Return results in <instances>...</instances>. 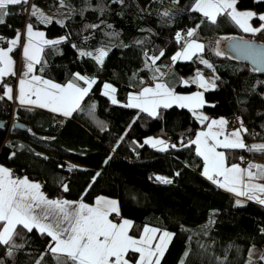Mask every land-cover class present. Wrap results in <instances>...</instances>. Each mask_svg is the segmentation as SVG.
<instances>
[{
  "label": "trees",
  "instance_id": "obj_1",
  "mask_svg": "<svg viewBox=\"0 0 264 264\" xmlns=\"http://www.w3.org/2000/svg\"><path fill=\"white\" fill-rule=\"evenodd\" d=\"M29 1L8 6L9 14L0 24V46H9L7 40L22 33L30 22L47 37L66 38L55 48L45 47L42 63L34 66L38 76L65 85L73 81L74 73H80L96 83L80 109L60 123L57 119L61 115L49 110L19 104L12 107L16 98L13 95L11 102L3 93L6 84L0 83V119L13 112L15 121L27 126L11 127L8 132L0 129V163L20 176L39 181L51 196L58 189L62 198L69 200L93 203L97 196L117 199L121 217L132 222L129 232L133 237H139L145 226L173 233L160 264H264V205L239 200L242 206H238L237 197L202 175L203 163L195 145L183 146L204 123L187 108L176 105L158 109L156 118L123 106L129 94L139 91L146 80H155V68L168 65L170 55L184 47L188 29L195 28L194 39L204 44V50L191 59L176 61L173 67L182 75L198 68L215 76V88L203 91L205 105L201 109L206 116L244 121L246 145L264 140V74L228 54L216 55L218 37L245 32L227 16L219 17L216 25L208 23L199 12L190 10L195 0H64L65 6L59 0H32L31 5ZM33 4L69 14H57L52 23L44 24L30 15ZM236 9L264 13V0H237ZM163 12L169 15L163 17ZM58 20L64 21L63 27ZM95 24L100 27L85 29V25ZM177 33L184 37L179 43ZM245 34L247 39L264 42V32ZM99 46L110 49L102 66L79 55ZM18 48L12 53L17 54ZM161 51L164 55L156 65L146 67V63L151 65L148 57L159 56ZM77 83L85 86L82 81ZM106 83L116 89L117 104L103 95ZM177 89L188 93L198 87L188 83ZM93 105L95 111L90 114ZM149 135L164 140L171 137L168 150L158 151L145 144L143 139ZM224 151L228 163L244 157L264 163L261 151ZM159 175L173 182L160 183L155 179ZM26 240L16 238L24 247L12 257L7 255V247L0 245V264H35L50 237L33 230L26 233ZM260 245V255L250 257V246ZM134 255L130 252L128 257ZM45 259L47 264H56L50 254Z\"/></svg>",
  "mask_w": 264,
  "mask_h": 264
},
{
  "label": "snow or ice",
  "instance_id": "obj_2",
  "mask_svg": "<svg viewBox=\"0 0 264 264\" xmlns=\"http://www.w3.org/2000/svg\"><path fill=\"white\" fill-rule=\"evenodd\" d=\"M59 2L61 6H65L64 0H59ZM119 2L122 3L123 0H119ZM236 2L237 0H195L190 10L199 12L208 23L213 25L218 24L219 17L227 16L246 33L255 35L257 32H264V24L260 28H254L249 24V21L257 14L251 11H237ZM27 3L28 0H0V24L5 22L4 17L9 14L8 6L26 5ZM30 14L37 17L41 23L53 22L51 18L44 16L36 5H32ZM161 15L167 17L169 13L163 12ZM258 19L264 21V15H259ZM56 23L64 26L62 20H58ZM99 27V24L85 25V29L95 30ZM199 27L197 25V28ZM25 34L27 40L21 46L26 62V71L23 73V78L19 80L16 98L20 105L44 108L66 118L71 117L74 112L80 109L81 102L89 94L96 80L80 73H74L73 81L61 86L37 75L30 76L34 71V66L42 63L41 54L45 47L55 48L66 38L46 39L44 33L34 31L31 24L26 26ZM195 36V28L187 31L188 39L182 51L172 57L174 63L179 59H191L192 56L204 50V44L197 42L194 39ZM2 39L0 37V40ZM176 39L179 43L184 37L177 33ZM20 40L21 33L17 32L14 38L8 40L7 50L0 49V80L5 76L16 75L13 71L14 61L9 54L20 44ZM235 47L242 55L251 58L253 63H264V51L256 49L255 46L242 44ZM109 50L101 47L95 52L80 51L79 55L91 57L98 65L102 66ZM163 55L164 52L161 51L159 56H149L148 60L151 61V65L146 63V67L155 66L156 61ZM216 55L219 56L222 53L217 51ZM202 62L207 67H211L207 61ZM155 72L159 74L158 67L155 68ZM161 78L162 74L154 76L156 80ZM79 81H82L86 87L80 86L77 83ZM194 82L205 91L215 88L214 82L205 81L199 75ZM104 89L103 95L108 96L113 104H117L118 101L114 95L116 89L107 83L104 84ZM12 93V87L5 85L4 94L9 99L13 98ZM173 104L193 112L201 123L209 119L197 111L205 105L203 93L197 92L190 96L176 95L171 88L160 82L155 83L154 87L143 88L138 94H129L128 103L123 106L137 108L140 112L156 118L159 115L158 109L169 108ZM94 111L95 106L93 105L90 114ZM226 123L223 119L211 120L207 124L206 131L197 133L194 140L183 146L188 147L190 144L196 146V155L201 157L204 162L202 175L213 184L237 197H246L250 201L264 205V184L256 183L257 180L264 179V166L249 163L247 168H241L235 164L229 167L226 164L225 153L217 151V148H224L264 152V145L251 147L246 145L241 138V133L247 132L243 126L225 134L223 129ZM220 136H223L224 139H219ZM144 143L158 151H167L170 147L159 139L149 138ZM171 147L175 148L176 145H171ZM155 179L163 184L173 182L171 179L161 176H157ZM63 189L68 191L67 185H64ZM237 205L242 206L239 200ZM113 214L120 216L116 200L98 197L94 205L90 206L82 200L72 203L67 200L49 199L41 191L39 183L31 182L27 177L14 178L10 169L0 166V245L7 247L9 257L14 256L17 249L24 247V244L15 242L16 238L27 243L26 233H32L35 230L41 236L50 237L45 251L39 254L35 264H47L45 257L48 254L52 256L56 264H129L126 257L130 252L139 254L136 264H160L174 234L145 226L142 234L136 238L129 235V231L133 227L132 222L128 219L114 222L109 218ZM209 223H214V221ZM261 259H264V256ZM181 264L184 262L182 261Z\"/></svg>",
  "mask_w": 264,
  "mask_h": 264
},
{
  "label": "crops",
  "instance_id": "obj_3",
  "mask_svg": "<svg viewBox=\"0 0 264 264\" xmlns=\"http://www.w3.org/2000/svg\"><path fill=\"white\" fill-rule=\"evenodd\" d=\"M41 7V9H43L45 6H40ZM43 11V10H42ZM64 13V12H63ZM65 14H69L68 13V11H65ZM65 14H63V15H65ZM55 15H57V14H52L51 16H49L50 18H52V17H54ZM30 24V23H29ZM32 25V24H31ZM27 26V25H26ZM26 26H25V28H24V30H23V34L21 33V40H20V44L18 45L19 46V48H18V50H17V54L16 53H10L9 55L11 56V58L13 59V61H14V67H13V71L16 73V76H17V82H16V85H17V87H16V89H15V92L13 91V93H12V95H14L15 96V98L18 96V89H19V80L21 79V78H23V73L26 71V68H25V60H24V58H23V55H22V52H23V49H22V44H24V43H26ZM33 28H34V31H38V32H41L40 30H38L37 28H35L34 27V25H33ZM20 33V32H19ZM45 36V35H44ZM14 38V37H13ZM45 38L46 39H49V40H51L50 38H48L47 36H45ZM7 47L8 46H0V49H4V50H7ZM158 67V66H157ZM156 67V68H157ZM193 73V72H192ZM33 75H37L38 76V74L37 73H35L34 71H33V73H32ZM159 74H162V78L161 79H159V80H150L151 81V83H149V84H144V86H142L140 89H139V91H136V92H134V94H138L143 88H145V87H154L155 86V83H157V82H160V83H164V84H166L169 88H171L174 92H175V94L176 95H181V96H190V95H194V93H193V91L192 92H188V93H186V92H182V91H179L178 89H177V86L178 85H187V84H182V82L184 81V77H185V82H187V75H183L184 77H182L181 75L182 74H179L176 70H175V68L174 67H172V66H170V63H169V65H165V66H161L160 68H159ZM159 74H157V75H159ZM191 74V73H190ZM6 77V76H5ZM4 77V78H5ZM4 78L2 79V80H0V83L4 80ZM49 81H51V80H49ZM68 82H70V81H68ZM191 83V82H190ZM59 84V83H58ZM194 84V83H193ZM60 85L61 86H63L61 83H60ZM81 86V85H80ZM82 87H86V85L85 86H82ZM5 92V85H4V88H3V93ZM195 92H201V93H203V90H198V91H195ZM196 94V93H195ZM13 96V97H14ZM33 99H35V97H33ZM16 102H17V104H19L20 105V103H19V101H18V99L16 98ZM82 103V102H81ZM23 106H26V105H23ZM28 106H31V105H28ZM32 107H35V106H32ZM44 109V108H43ZM45 110H47V109H45ZM48 111V110H47ZM197 111H199V114H202V115H204V116H206V114H205V112L203 111V109H198ZM51 112V111H50ZM52 113H54V112H52ZM54 114H57L58 116L60 115V114H58V113H54ZM62 116V115H61ZM220 119H223V120H225L226 122H227V119L226 118H224L223 116H221V117H210V119H208L207 121H204L203 123V125H201L199 128H198V132L197 133H199V132H203V131H206L207 130V124L211 121V120H220ZM214 130H218V129H214ZM233 130H237V129H233ZM233 130H231V131H228V129H226V125L224 126V129H223V131H224V133L225 134H229V133H231ZM197 133H196V135H197ZM242 134H243V132L241 133V138H242V140H243V142L245 143V140L243 139V137H242ZM196 135L194 136V138L192 139V140H194L195 138H196ZM145 139V138H144ZM158 139V138H157ZM219 139H224V137L223 136H220L219 137ZM160 140V139H159ZM161 140H163L164 142H165V140L164 139H162L161 138ZM253 142H255V141H253ZM166 143V142H165ZM209 143H211V141H209ZM251 143V142H250ZM248 144V146L249 147H251V144ZM195 150H196V146H195ZM217 151H220V152H224L225 153V151H224V148H217ZM225 158H226V153H225ZM202 159V158H201ZM244 160L243 161H245V163H243L241 160L240 161H236V162H234V163H228V161H226V164H227V166H231V165H239L241 168H247V166H248V164L249 163H252V164H257V165H260L259 163H254L252 160L253 159H251V158H249V157H244L243 158ZM255 161V160H254ZM258 162H260V161H258ZM202 163H203V165H202V169H201V173L203 172V167H204V162H203V159H202ZM261 165L262 166H264V163H262L261 162ZM0 166H3V167H5L4 165H2L1 163H0ZM7 168V167H6ZM9 169V168H8ZM253 171H255V169H253ZM23 177H27V176H25V175H21L19 178H23ZM28 178V177H27ZM29 179V178H28ZM29 181H31V182H36V183H39L40 185H41V183L39 182V181H36V180H34V179H32V178H30L29 179ZM256 183H260V184H264V179H261V180H257L256 181ZM224 190V189H223ZM41 191L44 193V195L47 197V198H49V199H53V200H56V199H59V200H67V201H69V202H72V203H76V202H80L81 200H79V199H74V200H69V199H66L65 197H60V198H58V197H54V196H51L48 192H46V190H44L43 188H42V185H41ZM230 193V192H229ZM231 194H233V193H231ZM234 195V194H233ZM235 196V195H234ZM98 197H105V196H97L96 198H95V201H96V199L98 198ZM235 197H237V196H235ZM105 198H108V199H112V198H110V197H105ZM238 198V200H241V201H250V200H248L246 197H237ZM112 200H115V199H112ZM95 201L93 202V203H87V202H84V203H86V204H88V205H94V203H95ZM117 202H118V200H116ZM250 202H253V203H257V202H255V201H250ZM258 204V203H257ZM118 206H119V204H118ZM115 215V214H114ZM110 219H112L114 222H122V219H126V218H123V217H121V215L120 216H115V217H112V216H110L109 217ZM129 221H131V220H129ZM151 227H153V226H151ZM155 228V227H154ZM129 235H131L130 234V232H129ZM136 238H139V237H136ZM262 248H263V245H260V247L259 246H250V249H249V256L250 257H252V258H257L259 255H260V252H261V250H262ZM138 253H135V255H134V257H132V258H129L128 256L126 257V259H128L129 260V264H136V262H137V260H138Z\"/></svg>",
  "mask_w": 264,
  "mask_h": 264
},
{
  "label": "rangeland",
  "instance_id": "obj_4",
  "mask_svg": "<svg viewBox=\"0 0 264 264\" xmlns=\"http://www.w3.org/2000/svg\"><path fill=\"white\" fill-rule=\"evenodd\" d=\"M33 5H36L37 7H38V9L40 10V12H42L43 13V15L44 16H47V17H49V16H51L52 14H65V13H63V9H57L56 7H53V8H48V7H44L43 9H41V7L39 6V5H37V4H33ZM235 7H236V5H235ZM31 9H32V7L30 8V13H31ZM43 10V11H42ZM237 11H240V12H245V11H251V12H253V13H256L257 15L256 16H254L253 18H257L258 19V16L259 15H264V13L263 12H257L256 10H254V9H248V10H237ZM31 15V14H30ZM50 18V17H49ZM251 19L250 21H249V24L252 26V27H254V28H260L261 27V25L262 24H264V22L263 21H260L259 19H258V21H256V20H254V19ZM30 23V22H29ZM29 23H27L26 25H28ZM31 24V23H30ZM191 29V28H190ZM23 30H24V27H23ZM22 30V31H23ZM38 30H40V29H38ZM189 30V29H188ZM41 32H43V30H40ZM21 33V32H20ZM44 33V32H43ZM246 33V32H245ZM245 33H230V34H228V35H223V36H220V37H218L217 38V41H216V52L217 51H220L221 53H225V49H226V46H227V42H228V40H230V39H232V38H237V39H239V38H241V39H247V37H248V35H246ZM22 34H23V32H22ZM48 38H50L51 40H55V39H58L59 37H49L48 36ZM27 40V39H26ZM187 41V40H186ZM197 42H199V41H197ZM186 43V42H185ZM200 43V42H199ZM99 48H101L100 46H99ZM99 48H95V49H92V50H89V51H92V52H95V50L96 49H99ZM182 49H183V47L182 48H178V49H176L175 50V52H173L170 56H171V58H170V66H174V62L172 61V57L174 56V55H176V53L177 52H181L182 51ZM186 59H179V60H177V61H185ZM169 65V64H168ZM161 66H158V68H160ZM31 75H33L32 73L30 74V76ZM201 76L205 81H208V82H214L215 83V76H213L212 74H208V75H205V74H203L198 68L193 72V73H191V74H187V83H194L195 85H196V87H198V89L197 90H195V91H198V90H203L204 91V89L203 88H200L199 86H198V84L197 83H195L194 81L196 80V78H197V76ZM30 76L28 77L29 79H30ZM182 77H184L183 75H181ZM6 78V77H5ZM48 80V79H47ZM185 77H184V81L182 82V84H187V83H185ZM103 90L105 91V89L103 88ZM195 91H193V93L195 94V93H197V92H195ZM11 102H12V99H11ZM17 105V102H12V104H11V106L12 107H15ZM173 105H175V104H173ZM177 106V105H176ZM198 113H199V111H198ZM11 116H13V118H14V114H12ZM195 116V115H194ZM195 118H196V116H195ZM12 119V118H11ZM197 119V118H196ZM198 120V119H197ZM199 121V120H198ZM200 122V121H199ZM237 122L238 123H240L241 122V120L240 119H238L237 120ZM241 128V126H238V125H236V126H233L232 128H230V129H228V131H231V130H233V129H240ZM149 138H152V139H160L161 140V137L160 136H154V135H149V136H147L145 139H143V142L146 140V139H149ZM168 144V143H167ZM251 144V146H259V145H264V140H255V142H251L250 143ZM254 163H259L260 165H261V162H258L257 160L256 161H254V160H252ZM161 177H163V176H161ZM111 198V197H110ZM112 199H114V198H112ZM115 200H117V199H115ZM163 230V229H162ZM167 231V230H166Z\"/></svg>",
  "mask_w": 264,
  "mask_h": 264
},
{
  "label": "water",
  "instance_id": "obj_5",
  "mask_svg": "<svg viewBox=\"0 0 264 264\" xmlns=\"http://www.w3.org/2000/svg\"><path fill=\"white\" fill-rule=\"evenodd\" d=\"M227 43L228 44L225 49V54H228L243 62L249 63L256 73L264 74V63H253L251 58H247L244 55H242L235 47L236 45L250 44L255 46L256 49L260 51H264V42H259L256 39H251V38L250 39L232 38L228 40ZM13 127L27 129V126L17 119L16 121H14ZM4 128H5V120L0 119V129H4Z\"/></svg>",
  "mask_w": 264,
  "mask_h": 264
},
{
  "label": "built area",
  "instance_id": "obj_6",
  "mask_svg": "<svg viewBox=\"0 0 264 264\" xmlns=\"http://www.w3.org/2000/svg\"><path fill=\"white\" fill-rule=\"evenodd\" d=\"M31 1L32 0L29 1V5H31ZM29 5H28V7H29ZM15 82H16V76L9 75V76H6V78H4V80L1 82V84L5 83L7 86H11L12 87V86H15ZM145 83L149 84V83H151V81L150 80H146ZM12 114H13V112H10L8 114L7 118L5 119V129H7V132L10 130L11 127H13V123L15 121V118H13V116H11ZM65 120H66V117L59 116V118L57 119V122L60 123V122H64ZM236 125L244 127L245 123H244V121L243 122L241 121L240 123H238L236 120H233V119L232 120H228L227 123H226V129H230L233 126H236ZM165 142H167V143L168 142H172L171 137L166 138ZM243 160L244 159H242L241 161L243 163H245V161H243ZM10 170L12 171L14 178H19L20 177V173L15 172L11 168H10ZM55 191L56 192L52 196H56V197H59V198L62 197V194H63L62 191H60L58 189L55 190Z\"/></svg>",
  "mask_w": 264,
  "mask_h": 264
}]
</instances>
